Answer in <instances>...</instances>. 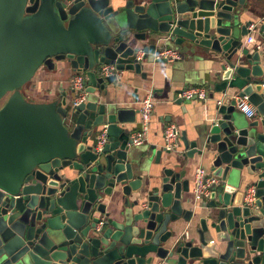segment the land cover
<instances>
[{
    "label": "water",
    "instance_id": "1",
    "mask_svg": "<svg viewBox=\"0 0 264 264\" xmlns=\"http://www.w3.org/2000/svg\"><path fill=\"white\" fill-rule=\"evenodd\" d=\"M257 3L0 0V264H264V43L251 51L240 38ZM165 48L220 54L209 89L237 90L258 113L223 103L192 139L181 132V156L152 145L151 169L131 142L139 110L109 87L117 71L146 78L168 63ZM44 66L84 73L85 99L75 104L73 89L31 101ZM195 159L221 179L201 201L186 178Z\"/></svg>",
    "mask_w": 264,
    "mask_h": 264
},
{
    "label": "crops",
    "instance_id": "2",
    "mask_svg": "<svg viewBox=\"0 0 264 264\" xmlns=\"http://www.w3.org/2000/svg\"><path fill=\"white\" fill-rule=\"evenodd\" d=\"M126 1L116 0V4L117 6L124 5ZM256 5L259 8L250 5L244 9L241 16L242 23L258 22L264 16V0H258ZM245 37L246 35L240 37L243 42ZM256 39L258 41L260 39L258 33L256 34ZM243 47H247L251 51L254 48L252 45H245L244 43ZM222 61L223 57L216 52H210L207 56L201 53L193 54L192 52H187L186 54L182 53L180 58H176L168 63H155L154 67L148 68L146 78L141 77V75L136 74L134 71H117L119 79L114 86L110 85L109 87L110 99L121 100L123 106L136 107L138 110L142 101L147 96H151L155 102L146 142L134 147L138 152H146L143 160L146 164H150L151 169L154 168V161H151L149 158L152 150L151 146L156 145L159 149L165 147L164 133L170 124L177 125L180 132L187 131L190 139H192L191 132L196 128L203 127L207 117L217 111V101L219 99L225 97L224 103L229 104L231 99H234L238 95L237 90L233 91L231 95H224L209 89L208 81L211 79V75L220 69ZM75 73L70 68L62 72L59 70H49L44 66L40 68L33 80L28 84L27 97L31 101H47L51 93H56V95L67 93L68 96H71L73 90L71 79ZM190 85L206 86L209 89L208 98L204 100L185 99L180 104L176 103L175 100L179 98V91L183 87ZM212 92L213 94H211ZM241 114L245 116L242 112ZM140 126L141 114L139 111L137 122L129 125L133 129L131 134L139 129ZM183 149L181 141L180 147L173 150V152L177 153H164V157L169 158L172 155L181 156L184 153ZM186 162H188V158L183 157V163ZM198 166H204L209 169V166L205 162L195 159L192 167L188 170L186 178L191 179L192 191L189 195L193 201H195L193 194L195 187L194 175ZM186 227V222L181 221L179 227L176 228L177 235L182 233Z\"/></svg>",
    "mask_w": 264,
    "mask_h": 264
},
{
    "label": "built area",
    "instance_id": "3",
    "mask_svg": "<svg viewBox=\"0 0 264 264\" xmlns=\"http://www.w3.org/2000/svg\"><path fill=\"white\" fill-rule=\"evenodd\" d=\"M248 33L246 34L244 44L252 45L255 49L262 46L264 43V16L258 22H250L247 26ZM259 34V41L256 39V34ZM159 57H167L169 61H173L176 58H180V54L172 48H165L158 54ZM101 70L104 74H109L115 70L114 65H103ZM85 81L86 76L82 72H76L71 79L73 89L78 91V96L75 98V104L83 101L86 97L85 93ZM209 96V89L203 85H190L183 87L178 97L193 100V99H207ZM236 108L242 112L246 117L253 118L257 115V107L249 100L248 96L237 95L234 97ZM225 97L217 101V105L220 106L224 103ZM155 102L151 96H147L141 103L139 111L141 114V126L139 129L131 134V142L134 146L142 145L146 142L147 135L150 129L151 118L154 110ZM180 129L175 124H170L164 133L165 148L169 150L178 149L181 145ZM107 128L105 127L99 137L98 145L102 146L107 140ZM195 187L193 189L194 199L201 201L208 199L211 194V187L221 182L218 176L213 175L204 166H198L194 175ZM254 196V187H249L245 192V200L251 201Z\"/></svg>",
    "mask_w": 264,
    "mask_h": 264
}]
</instances>
